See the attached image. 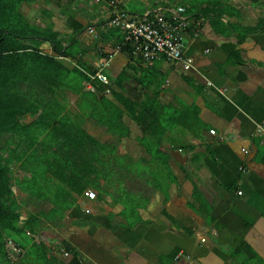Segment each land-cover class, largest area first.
I'll use <instances>...</instances> for the list:
<instances>
[{
	"label": "crops",
	"instance_id": "obj_1",
	"mask_svg": "<svg viewBox=\"0 0 264 264\" xmlns=\"http://www.w3.org/2000/svg\"><path fill=\"white\" fill-rule=\"evenodd\" d=\"M76 3L80 8L72 5L67 20L75 22L72 29L67 24L71 48L76 57L85 56L84 67L94 68L97 60L111 57L103 73L113 94L126 104L96 95L104 115L119 117L121 125L112 134L89 117L99 110L85 78L69 76L68 88L44 94L45 101L57 102L52 107L62 113L58 116L72 124L74 140L81 128L82 136L93 138V146L97 143L98 153L83 152L86 169L77 173L98 178L88 185L79 182L78 187L87 189L78 195L51 179L48 163H42L35 172L49 178L47 189L27 197L13 186V193L14 187L21 192L14 199L21 204L20 221L26 210L38 215L68 206L62 217L38 229V235L47 236V260L41 264H264V0H123L130 13L158 8L171 14L181 7L183 17L199 22L197 33L189 29L183 35V55L193 63L187 74L179 63H146L114 52L116 32L98 26L101 17L93 0ZM39 7L54 8L66 23V11L37 5L41 18L45 10ZM91 25L98 41L89 35L75 42L73 28ZM145 101L161 105V117L144 111L140 104ZM130 103L140 109L129 110ZM40 112L20 124L32 126ZM54 129L52 125L49 132ZM46 134L36 128L35 149L48 140ZM60 134L55 131L50 143L65 140ZM8 140L17 149L15 132ZM77 140H85L87 149L92 146V140ZM112 156L130 162V171L111 168L107 163ZM18 167L12 172L21 180L25 173ZM122 176L126 179L119 184ZM46 190L51 194H43ZM89 190L95 193L93 201L84 197ZM62 194L71 197L70 203Z\"/></svg>",
	"mask_w": 264,
	"mask_h": 264
},
{
	"label": "trees",
	"instance_id": "obj_2",
	"mask_svg": "<svg viewBox=\"0 0 264 264\" xmlns=\"http://www.w3.org/2000/svg\"><path fill=\"white\" fill-rule=\"evenodd\" d=\"M76 1L0 0V264H27L26 259L28 256L34 257L36 260L39 259L43 263L46 262L47 257L44 255L45 246L43 242L41 246H38V241H34L33 238H31L33 241H28L26 244L21 239L39 236L38 229L44 222L50 223L55 216L62 217L68 208V206L55 207L49 210L48 213L45 210H40L38 215L26 210V219L20 221L21 204L14 200V185L21 189V192L27 197L29 195L34 196L33 194L40 192V190L47 189L49 178L46 179L35 172L37 166L42 165V163H48L45 170L52 174L51 179L61 183L78 195L87 189L86 185L91 184L93 179L98 178V176L93 178L92 175H79L77 173L83 170L80 168L86 169V161L84 162L81 158L83 152L94 153L95 151L98 153L97 143L93 146L94 139H89L86 136V140H92L91 148L87 149V146L83 144L85 140H77L76 137L74 140L76 135H73L68 127L72 124L65 118L61 119L62 117L58 116L62 115L60 111L55 112L53 110L52 106H57V102L50 99L45 101L44 96L51 89L68 88V77L71 74L76 75V78L84 79L79 69L87 70L89 73L92 69L89 66L84 67L86 61L83 62L81 59L85 56L76 57V51L71 48L73 39H68L53 30V24L50 21L51 12L43 11L45 18L39 23L28 22L22 13L24 4L53 5L61 11H66ZM94 6L96 10L100 11L101 9L103 11L101 4ZM122 9L126 10L124 7ZM138 15L143 14L138 13ZM102 23H105V21ZM84 27L72 30L75 42H77L79 36L86 40L83 34ZM86 28H90V26ZM116 38L121 40V35L118 32H116ZM93 41H96V39ZM42 44L50 45L52 53L61 55L68 60L67 62L76 60L80 66L75 69L70 66V62L69 65L67 62H57L51 56L39 50ZM124 53L130 56L129 52L124 51ZM91 85L103 97L102 94L105 88L98 81H93ZM108 88L111 97L120 103V100L113 94L112 87L109 85ZM78 95L83 96L81 93H78ZM91 97L98 103L99 113L97 110L90 111L89 117L95 120L98 125L104 127L108 133H117L115 127L120 123L119 117L113 119L114 117L110 115H104L105 113L102 112L104 109L101 105L102 99L97 101L96 95ZM120 104L124 107L126 103ZM128 106L130 107L129 110H138L142 107L144 111L150 112L153 117L156 115L161 117L163 112L161 105L149 101L140 104L138 109L131 103ZM38 109H41L42 112L38 114V118L32 123V126L26 127L20 124V121L28 116L35 118ZM132 118L137 122L136 117ZM52 125L56 126V129L49 132ZM36 128L38 133L44 132L48 136V140H43V146L37 149L34 148ZM55 131L57 133L61 132L60 135L65 136V140H62L61 143H50L53 138L55 139ZM12 132H15L17 138L20 139L15 140L19 143L17 149H12L11 143H13V140H8V135ZM79 133L82 136L80 129ZM51 136H53L52 140H50ZM22 140H28V142L24 141L21 146ZM67 140L72 143H67ZM100 149L102 148L100 147ZM114 149L113 145L110 149L111 154L114 153ZM14 167H18L21 172L25 173L21 180L15 179L14 172H12ZM83 180H86L87 184L78 187V183ZM62 197L63 200L68 198L63 194ZM70 201L71 197L68 198L67 202L70 203ZM46 202H51V199H47ZM21 233L25 234L23 238L20 236ZM8 244L17 250V254L9 252ZM28 245L30 246L28 247Z\"/></svg>",
	"mask_w": 264,
	"mask_h": 264
},
{
	"label": "built area",
	"instance_id": "obj_3",
	"mask_svg": "<svg viewBox=\"0 0 264 264\" xmlns=\"http://www.w3.org/2000/svg\"><path fill=\"white\" fill-rule=\"evenodd\" d=\"M99 1L101 0H96V2ZM122 1L108 0V17L100 27L104 31L113 30L121 35V40L115 45L114 52L127 51L132 58H139L146 63L156 60L179 63L183 73L187 74L192 69L193 63L183 55V35L189 29L195 30L197 33L199 22L183 17L184 10L181 7H177L176 11L166 15L158 8H152L149 12L138 15L122 9ZM127 1L135 2L137 0ZM86 35H90L89 37L93 40L98 38V33L93 27L87 28ZM110 58L108 56L107 59L97 60L92 73L81 71L88 82L86 85L88 92L97 95L91 84L93 81H98L105 88L104 94L110 95L109 80L103 73V70L109 65ZM58 59L68 61L62 57H58ZM209 134L214 135L215 133L210 131ZM84 197L87 201H93L95 193L91 190L86 191ZM81 207L86 214L90 212L86 206ZM8 247L11 254H17V250L13 246L8 244ZM180 256L181 253L176 256L175 260Z\"/></svg>",
	"mask_w": 264,
	"mask_h": 264
},
{
	"label": "rangeland",
	"instance_id": "obj_4",
	"mask_svg": "<svg viewBox=\"0 0 264 264\" xmlns=\"http://www.w3.org/2000/svg\"><path fill=\"white\" fill-rule=\"evenodd\" d=\"M23 6H26V9H25V7L23 8L22 7V13H23V15H24V18L28 21V22H30V23H35L37 20H39V21H41V17H40V14H38V12H37V10L35 9V7L32 5V7L30 6V5H26V4H24ZM74 6H78V3H75L74 4ZM131 7V9L132 10H134V9H136L135 7H133V6H130ZM39 8H41V7H39ZM49 8V12H51L52 13V15L54 16V17H51V19H50V21L52 22V24H53V30L54 31H56V32H58L60 35H62V36H67L66 34L68 33V32H70V30H69V28H71L72 29V24H75V22L74 21H72V23L70 24L69 22L70 21H67V20H70L69 19V14L71 13V9H68V10H66V16H67V18H66V23H64L65 21L62 19V18H59V14L57 13V11L54 9V8H50V7H48ZM78 8H80L79 6H78ZM41 9H43V10H45V8H41ZM44 17V16H43ZM76 17H78V16H76ZM71 18V17H70ZM66 24H70V27L68 28L67 26H66ZM74 29H76V28H73V30ZM75 49H77L78 50V47L77 46H75L74 47ZM46 51H48V50H46ZM74 64H76V62H73ZM69 65V64H68ZM77 65V64H76ZM73 76V78H76L77 76L76 75H74V74H72V75H70V77H72ZM86 98H87V96H86ZM68 116H71L70 114L68 115ZM85 116V115H84ZM72 121L74 120L73 118H70ZM81 129V128H80ZM82 130V129H81ZM82 137L83 136H81V134L79 133V135H77V139L78 138H81L82 139ZM86 136H85V134H84V138H85ZM108 153V152H107ZM110 156H108V158H109ZM118 157V156H117ZM108 165H110V167L111 168H115V166L116 167H118V168H120V166L123 168V169H126V170H128V171H130V169H131V163L130 162H126V160L125 159H123L122 161L120 160V158L118 157V160L116 161V157H113L112 156V158H110V160H109V162L107 163ZM136 166V165H135ZM138 167V166H137ZM35 169V168H34ZM126 178H125V176H122V177H119L118 178V181H119V184H122L121 182L122 181H124ZM111 184V183H110ZM109 184V185H110ZM126 186L127 187H129V184H126ZM43 194H46V195H49V194H51V192H50V190H46ZM21 195V192H20V190L19 189H17V188H15L14 187V199L16 200V199H18V196H20ZM122 200H125V199H122ZM125 210V209H124ZM129 211V210H128ZM24 235L25 234H23V233H21L20 234V236L23 238L24 237ZM35 237V236H34ZM34 237H27V239H21L22 241H23V243L25 244V243H28V241H33L34 240ZM31 238H33V240L31 239ZM46 239H47V236H46V234L44 233H40V235H39V237H38V242H37V245L38 246H41V243L42 242H44V241H46ZM8 247V246H7ZM9 248V247H8ZM10 252V251H9ZM32 254H33V252H32ZM36 259L34 258V257H29L28 256V258L26 259V261H27V264H41V263H43L41 260H39V259H37L36 261H35Z\"/></svg>",
	"mask_w": 264,
	"mask_h": 264
},
{
	"label": "clouds",
	"instance_id": "obj_5",
	"mask_svg": "<svg viewBox=\"0 0 264 264\" xmlns=\"http://www.w3.org/2000/svg\"><path fill=\"white\" fill-rule=\"evenodd\" d=\"M123 2V1H122ZM76 3V2H75ZM74 3V4H75ZM73 4V5H74ZM93 4L94 5H96V4H101L102 5V9H103V11H105L106 12V16H104L103 14H102V12H100L99 10L97 11V13L98 14H100V17H101V24H99V27H102L103 26V24L104 23H102L103 21H105L106 20V17H108V9H109V6H108V0H101V1H99V2H96V0H93ZM26 5H30V6H34L35 8H36V3H33V4H26ZM38 6H40V5H38ZM25 7V9H26V6H23V8ZM42 8V7H41ZM41 8H39V9H41ZM42 19H44V17L43 18H41V20ZM52 23V22H51ZM65 23V22H64ZM67 25V24H66ZM90 27H93V28H95V26H93V25H91ZM86 30H87V28H85L84 29V31H83V34H84V37L86 38ZM95 30H96V28H95ZM105 31H113V30H105ZM116 32V31H115ZM98 39L99 38H97L96 39V41H98ZM92 42H94V41H92ZM39 50L42 52V53H44V54H46V55H49V56H51L54 60H56L57 62H61V63H65L66 61H64V60H59L58 59V57H62L61 55L59 56V55H55V54H53L52 53V49H51V47H50V45H48V44H42L40 47H39ZM46 50H48V51H46ZM124 53V52H123ZM62 58H64V57H62ZM70 63H71V67H73V68H75L76 69V67H79L78 65H76V64H74L73 63V61L71 60V61H69ZM69 62H67V64L69 63ZM170 63V62H169ZM92 69V71H93V69L94 68H91ZM80 70V72L81 71H85V72H87V73H89L87 70H82V69H79ZM92 71L90 72V73H92ZM82 74V73H81ZM83 75V74H82ZM83 77L85 78V76L83 75ZM85 80H86V78H85ZM109 85H110V83H109ZM103 94H104V92H103Z\"/></svg>",
	"mask_w": 264,
	"mask_h": 264
}]
</instances>
